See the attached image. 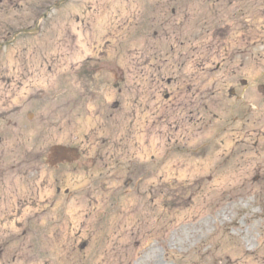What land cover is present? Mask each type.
<instances>
[{
  "label": "rangeland",
  "instance_id": "1",
  "mask_svg": "<svg viewBox=\"0 0 264 264\" xmlns=\"http://www.w3.org/2000/svg\"><path fill=\"white\" fill-rule=\"evenodd\" d=\"M0 264H264V0H0Z\"/></svg>",
  "mask_w": 264,
  "mask_h": 264
},
{
  "label": "water",
  "instance_id": "2",
  "mask_svg": "<svg viewBox=\"0 0 264 264\" xmlns=\"http://www.w3.org/2000/svg\"><path fill=\"white\" fill-rule=\"evenodd\" d=\"M50 157L57 158V160L59 161L62 160L71 161L73 158L76 157V151L67 148H57V149L54 148L52 150Z\"/></svg>",
  "mask_w": 264,
  "mask_h": 264
},
{
  "label": "flooded vegetation",
  "instance_id": "3",
  "mask_svg": "<svg viewBox=\"0 0 264 264\" xmlns=\"http://www.w3.org/2000/svg\"><path fill=\"white\" fill-rule=\"evenodd\" d=\"M79 155H80V153H79ZM81 158V155L79 156V159ZM79 159H78V161H79ZM61 165H66V166H69V164H60V165H58V166H61Z\"/></svg>",
  "mask_w": 264,
  "mask_h": 264
}]
</instances>
